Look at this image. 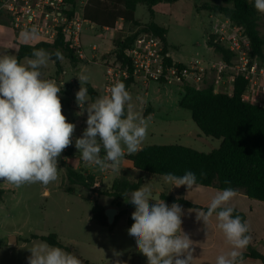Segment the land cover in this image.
I'll use <instances>...</instances> for the list:
<instances>
[{
  "label": "rangeland",
  "instance_id": "rangeland-1",
  "mask_svg": "<svg viewBox=\"0 0 264 264\" xmlns=\"http://www.w3.org/2000/svg\"><path fill=\"white\" fill-rule=\"evenodd\" d=\"M222 4V0H162L154 7V16L151 15L147 4H139L136 10L139 28L121 22L122 29L117 31L112 49H109L112 47V32H102L99 28L93 30L87 24L83 30V44L88 60L76 64L63 57L58 66L50 58L48 64L42 68L44 78L59 81L64 72V85L59 95L67 122L76 126L72 144L63 151L58 160V179L49 185L37 183L16 187L0 180V188L5 190L4 197L0 200V264H28V257L31 255L28 249L42 242L41 237L51 234H56L58 240L80 258L83 264H116L117 260L121 264H140L143 260L147 261L137 250L135 238L128 234L130 226L125 216L119 217L113 224L108 223L107 226L94 219V206L110 203L112 198L102 194L110 190L125 166L123 158L119 171L101 170L96 166L97 169H87L88 166L81 160L75 140L82 137L87 127V112L86 106L85 110H82L76 102V92L80 88L77 76L82 72L88 75L89 81L86 85L97 86V97L103 96L101 84L105 81L106 58L102 55L108 52L115 58V40L136 34L139 29H146L151 22L167 30V49L176 61L188 64L196 60L209 62L218 59L221 55L210 47L209 38L213 25L224 17L215 10ZM0 25H4L3 33L0 31V55L16 56L18 45L41 41L39 38L27 42L17 40L15 32L7 27L9 25L2 17ZM259 31L264 34L262 13ZM94 46L98 48L95 51ZM26 62L27 58L22 61ZM205 82L203 88L208 87L212 81L208 78ZM184 86L151 81L148 84L138 82L136 87L128 88L133 110L142 114L149 125L141 149L149 145H182L210 153L220 147L221 140L203 135L192 119V112L180 107ZM96 98L92 99L89 94L88 103L94 102ZM150 106L154 108L155 113L150 114V109L149 114L145 115V110ZM63 162L66 167L93 177L99 187L88 189L75 185L74 192L67 191L71 184L67 170L62 166ZM140 179L153 191L160 190L165 194H177L193 199L191 192L165 183L163 176L136 171L132 180ZM45 192L49 195H45ZM11 236H17V245H9ZM35 236L39 238L34 239Z\"/></svg>",
  "mask_w": 264,
  "mask_h": 264
},
{
  "label": "clouds",
  "instance_id": "clouds-1",
  "mask_svg": "<svg viewBox=\"0 0 264 264\" xmlns=\"http://www.w3.org/2000/svg\"><path fill=\"white\" fill-rule=\"evenodd\" d=\"M253 6L264 14V0H253ZM38 35L36 27L20 33L25 42ZM53 55L63 60L59 49L54 53L33 49L26 63L15 55H0V180L16 187L37 183L47 186L56 181L58 160L72 144L76 126L67 122L58 96L64 82L58 86L57 80L44 78L42 72ZM77 78L80 88L76 102L82 110L86 106L87 127L82 137L75 140V147L86 165L119 171L125 155L141 149L148 134V121L133 110L131 94L123 81L112 83L107 94L89 104L85 86L89 76L82 72ZM163 180L175 188L186 186L191 190L197 186V176L192 171L182 176L164 173ZM159 194L143 185L125 199L135 207L128 234L135 238L137 250L147 258V264H192L194 242L182 229L183 209L178 203L168 206ZM236 196L233 188L217 190L206 211L189 210L195 211L196 220L205 226L215 216L216 226L229 246L227 252L217 256L216 264H243V250L251 242L249 223L234 216L230 206ZM28 250V264H83L74 253L45 241ZM116 264L121 262L117 260Z\"/></svg>",
  "mask_w": 264,
  "mask_h": 264
},
{
  "label": "trees",
  "instance_id": "trees-1",
  "mask_svg": "<svg viewBox=\"0 0 264 264\" xmlns=\"http://www.w3.org/2000/svg\"><path fill=\"white\" fill-rule=\"evenodd\" d=\"M162 0H89L84 9V17L96 28L115 29L120 21L125 25L130 24L139 28L140 24L136 19V10L139 4H147L151 15L154 16V7ZM74 8H77L75 0ZM222 5L215 10L231 19L239 26L246 29L253 44L254 51L261 53L264 46V34L259 31L260 12L253 6V0H222ZM144 31L153 32L167 49V30L155 22L136 34L124 39L115 40V58L124 66H130L126 52L132 46L135 39ZM213 47L212 42H209ZM215 52L221 55L228 62L233 58L231 53L221 46H214ZM43 48L50 53L59 49L63 57L72 63H79L83 60L69 49L67 39L59 36L55 43L39 41L35 45L22 44L18 49L17 59L21 62L25 58H30L33 49ZM51 60L59 66L60 60L54 55ZM126 88L135 83L133 78L124 81ZM92 99L96 98L97 92L91 85H86ZM246 88L243 78H237L232 94L216 93L213 85L198 89L193 86H184V95L179 105L181 108L192 112V119L203 135L221 140L219 148L210 153L199 152L190 147L182 145H149L142 148L134 155H126L133 162L134 170L142 171L151 175L163 176L164 173H173L182 176L186 171H192L197 176V185L203 187H214L218 190L233 188L236 192H244L249 198L264 202V108L246 102L242 95ZM63 107V105H62ZM103 156L104 153H101ZM67 177L71 186L67 189L74 192L75 185L92 189L96 182L91 176H86L80 171H75L66 167ZM203 173V175H201ZM131 170H125L116 179L111 189L102 195H107L114 199V205L124 207L122 214L128 216V225L134 223L131 213L135 211L134 205L126 203L131 192L140 188L143 181L134 182L131 180ZM228 181V183H226ZM5 190L0 188V200L3 199ZM167 203H180L190 208H202L186 199H176L173 196L161 195ZM94 219L101 225L107 226L108 219L105 209L96 205L93 208ZM233 215H239L247 221L244 212L235 209ZM251 236V232L249 233ZM35 236L34 239H38ZM42 241L50 245L58 246L66 251L71 250L65 247L56 234L41 237ZM248 251L243 252L245 259H257L264 264V255L252 250L249 245ZM88 264V263H86Z\"/></svg>",
  "mask_w": 264,
  "mask_h": 264
},
{
  "label": "built area",
  "instance_id": "built-area-1",
  "mask_svg": "<svg viewBox=\"0 0 264 264\" xmlns=\"http://www.w3.org/2000/svg\"><path fill=\"white\" fill-rule=\"evenodd\" d=\"M73 1L0 0V17L17 33L36 27L41 41L53 44L59 36H63L67 39L69 49L79 59L88 60L83 30L87 24L91 25L84 17L89 0H75L76 9ZM209 40L213 49L214 46H221L230 52L233 57L231 61L221 56L209 62H178L165 52L164 44L157 35L144 31L126 52L130 66L124 67L114 57L105 60L103 95L107 94L108 87L115 81L124 82L130 78L135 81L132 85L154 81L164 85H189L198 89H202L209 78L216 93L232 94L237 78L241 77L246 82L242 98L264 108V46L261 53H256L246 29L225 16L213 25Z\"/></svg>",
  "mask_w": 264,
  "mask_h": 264
},
{
  "label": "crops",
  "instance_id": "crops-1",
  "mask_svg": "<svg viewBox=\"0 0 264 264\" xmlns=\"http://www.w3.org/2000/svg\"><path fill=\"white\" fill-rule=\"evenodd\" d=\"M120 26H121V23L118 25V28L116 27L115 29H110V30H107L106 28L101 29L102 32H112V34H110V40L112 42V47H109V49L113 48V41H114V38H115L116 33L119 30ZM3 27H4V25H0V31H2L1 33H3ZM7 27H9L11 30H13L10 26H7ZM90 28L93 30L96 29V27L92 24L90 25ZM15 34H16L17 40H20V41L22 40V42H25L20 37V33L15 32ZM39 41H31V43H22V44L35 45ZM19 47H20V45H18V49H19ZM17 54H18V51H17ZM17 54H16V56H17ZM102 56H105L106 59H109L112 57V55L109 54L108 52H106ZM22 61H21V63H22ZM42 72H43V70H42ZM63 75H64V72L60 76V80L58 82H64L62 79ZM104 83H105V81H104ZM104 83L101 84L102 91L104 88ZM136 85H132L130 88L136 87ZM92 87L96 91L97 86H92ZM62 89H63V87H62ZM129 89H128V91H129ZM58 96L60 97L61 95H58ZM97 96H98V93H97ZM150 109H151L150 114L155 113L154 108H152L150 106V107H147V109L145 110V115L149 114ZM123 164L125 166V169H123L120 172V175L123 171L128 169V170H131V174L133 177L136 173V170H134L133 162L130 161L126 157V155L123 159ZM87 166H88L87 169H89V167L90 168L95 167L92 165H87ZM95 169H97V168L95 167ZM132 177H131V180H132ZM140 180H142V179H140ZM140 180H138V181H140ZM138 181L135 180L134 182H138ZM143 185H144V181H143ZM97 187H99V184L96 182L95 186L92 189L97 188ZM179 188L185 190V192H188V191L191 192L193 199L190 200L186 197H181L180 195H177V194H165L160 190H157L154 192H159L160 195L165 194L168 196H173L176 199H182L183 198V199H186V200L190 201L191 203L197 204L201 207H208L212 197L216 194V192L218 190L214 187H203V186H198V185L194 186L191 190H188L186 186H181ZM110 198H112V197H110ZM165 203L168 206H171L173 204V203H167V202H165ZM178 204L182 207L183 213H184L182 216V221H183L182 229L186 234L189 235L190 239L194 242L193 243V249H194L193 258H194V260H193L192 264H216L217 256L224 253V252H227L229 250V246L227 245V243L225 241L223 233L216 226L217 222H216L215 216H213L210 219L208 225L205 226L203 221H197L196 220L195 211H191V212L189 211L190 209H197V208H190V207H186L180 203H178ZM230 206H232L233 208L238 209V210L245 213L246 218H247V222L249 223L250 229H251V231H250L251 232V242L249 244V247L252 250L258 251L264 255V202H259V201L253 200V199L249 198L244 192H237V196L231 201ZM102 207L105 209V211L107 209H110V208L118 209V214L116 215L114 221L116 222L119 217L125 216L126 222L128 224V216L126 214H122V212L125 211V208L124 207H118V206L114 205V199L113 198L110 201V203H108L107 205L102 206ZM200 209H202V208H200ZM246 251H248V250L247 249L243 250V252H246ZM140 264H147V261L143 260ZM243 264H263V262L260 260H257V259L248 258V259H245L243 261Z\"/></svg>",
  "mask_w": 264,
  "mask_h": 264
},
{
  "label": "water",
  "instance_id": "water-1",
  "mask_svg": "<svg viewBox=\"0 0 264 264\" xmlns=\"http://www.w3.org/2000/svg\"><path fill=\"white\" fill-rule=\"evenodd\" d=\"M60 86V85H58ZM59 95V93H58ZM159 198L161 199V195L159 194ZM118 214V209L116 208H110V209H107L105 211V215L108 219V223L109 224H113L114 223V220H115V217L116 215ZM18 244V239H17V236H11L10 239H9V245L10 246H14V245H17Z\"/></svg>",
  "mask_w": 264,
  "mask_h": 264
}]
</instances>
